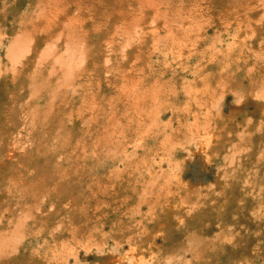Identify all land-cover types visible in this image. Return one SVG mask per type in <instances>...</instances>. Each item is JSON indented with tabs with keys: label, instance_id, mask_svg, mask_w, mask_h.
<instances>
[{
	"label": "rangeland",
	"instance_id": "374dc122",
	"mask_svg": "<svg viewBox=\"0 0 264 264\" xmlns=\"http://www.w3.org/2000/svg\"><path fill=\"white\" fill-rule=\"evenodd\" d=\"M143 1L0 0V264H264V0Z\"/></svg>",
	"mask_w": 264,
	"mask_h": 264
},
{
	"label": "bare ground",
	"instance_id": "6f19581e",
	"mask_svg": "<svg viewBox=\"0 0 264 264\" xmlns=\"http://www.w3.org/2000/svg\"><path fill=\"white\" fill-rule=\"evenodd\" d=\"M85 1V0H84ZM172 1V0H171ZM205 1L206 0H179V1H177V0H173V3H175V5L172 7L173 9H172V11H171V14H168V15H166V16H164L163 18H162V22H163V24L165 25L164 27L167 29V31L169 32H171V34L173 35V36H176V37H178V38H182V39H185V34L190 30V31H192L193 29H196L197 30V28H199V29H204V30H206V29H208V27L210 26L209 24H207L206 22H204L203 20H201V17H203V15H204V10H205V8H204V5H205ZM81 2V1H80ZM151 0H144L143 1V7H142V10H144V8H147V9H149L150 7H151ZM160 2V1H159ZM67 3V2H66ZM83 4H84V2H83ZM88 4V3H87ZM161 4V3H160ZM67 6V5H66ZM4 8H6V7H4ZM83 9V8H82ZM164 9V8H163ZM218 9V8H217ZM3 10V9H2ZM141 10V11H142ZM1 12H3V11H1ZM79 13V12H78ZM78 13H77V15H78ZM134 14V13H133ZM85 15H87V14H85ZM132 15V14H131ZM263 15V14H262ZM261 15V16H262ZM84 16V15H83ZM65 18V17H64ZM84 19V18H83ZM64 20V19H63ZM77 20V19H76ZM60 21V20H59ZM262 26H263V24H262ZM133 28H135V30H136V27H133ZM220 28V27H219ZM263 28V27H262ZM215 29V28H214ZM170 32H169V34H170ZM221 32V31H220ZM17 35V34H16ZM166 35V34H165ZM207 35V34H206ZM18 36V35H17ZM28 36V35H27ZM136 36V35H135ZM169 36V35H168ZM207 36H209V35H207ZM31 37V36H30ZM256 37H257V35H256ZM174 38V37H173ZM203 38H205L204 36H203ZM262 38H264V37H262ZM254 39V38H253ZM16 40H17V38H16ZM27 40H29V39H27ZM133 41H135V39L133 40ZM156 41V40H155ZM154 41V42H155ZM264 42V41H263ZM262 42V43H263ZM30 43V42H29ZM29 43H28V45H29ZM180 43V42H179ZM223 43V42H222ZM155 44V43H154ZM264 44V43H263ZM26 45V44H25ZM235 45V44H234ZM192 46V45H191ZM51 46L49 45L48 46V48H50ZM52 47H54V46H52ZM130 47V46H129ZM154 46H153V44H152V48H153ZM157 47V46H156ZM167 47V46H166ZM209 47V46H208ZM28 48V47H27ZM192 48V47H191ZM21 49H23V47L21 48ZM20 49V50H21ZM30 49V48H29ZM51 49V48H50ZM54 49V48H53ZM124 49V48H123ZM158 49V48H157ZM162 50V49H161ZM109 51H110V49H109ZM50 52V51H49ZM169 52V51H168ZM200 52V51H199ZM82 53H84V52H82ZM167 53V52H166ZM174 53V52H173ZM20 54H21V52H20ZM30 54V53H29ZM151 54V53H150ZM165 54V53H164ZM76 55H78V54H76ZM172 55V54H171ZM186 55V54H185ZM189 55V54H188ZM61 56V55H60ZM73 56V55H72ZM79 56V55H78ZM168 56V55H167ZM180 56V55H179ZM75 57V56H74ZM227 57H228V55H227ZM72 58V57H71ZM132 58V57H131ZM176 58V57H175ZM203 58V57H202ZM240 58V57H239ZM68 59V58H67ZM73 59V58H72ZM71 59V60H72ZM84 59V58H83ZM129 59V58H128ZM177 59H178V57H177ZM221 59V58H220ZM175 60V59H174ZM107 61H108V59H107ZM172 61H173V58H172ZM220 61V60H219ZM106 62V61H105ZM166 62H168V61H166ZM179 62V61H178ZM177 62V63H178ZM73 63V62H72ZM71 63V64H72ZM181 63V62H180ZM81 64L83 65V63L81 62ZM166 64H168V63H166ZM176 64V63H175ZM70 65V64H69ZM171 65V64H170ZM121 66V65H120ZM119 66V69H121V67ZM182 66V65H181ZM74 67V66H73ZM72 67V68H73ZM81 67V66H80ZM118 67V66H117ZM129 67V66H128ZM127 67V68H128ZM172 67V66H171ZM199 67V66H198ZM200 68V67H199ZM168 70V69H167ZM194 70V69H193ZM121 71V70H120ZM206 72V71H205ZM119 73V72H118ZM115 74V73H114ZM196 74V73H195ZM201 74H202V72H201ZM206 74H209V73H206ZM52 75V74H51ZM107 75V74H106ZM120 75V74H119ZM149 75V74H148ZM204 75V74H203ZM198 76V75H197ZM200 76V75H199ZM207 76V75H206ZM220 76H224V75H220ZM109 77V76H108ZM141 77V76H140ZM158 77H160V76H158ZM111 78V77H110ZM199 78V77H198ZM129 79V78H128ZM161 79H163L162 78V76H161ZM111 80V79H110ZM143 80V79H142ZM225 80V79H224ZM147 81V80H146ZM153 81V80H152ZM165 81V80H164ZM127 83H128V81H127ZM141 83V82H140ZM203 83V82H202ZM173 84V83H172ZM188 84H189V82H188ZM135 85V84H134ZM156 85V84H155ZM180 85V84H179ZM184 85V84H183ZM186 85V84H185ZM184 85V86H185ZM151 86V85H150ZM160 86V85H159ZM158 86V87H159ZM223 86V85H222ZM110 87H111V85H110ZM126 87V86H125ZM152 87V86H151ZM191 87V86H190ZM189 87V88H190ZM202 87V86H201ZM213 86H211V88H212ZM172 88V87H171ZM206 88V87H205ZM191 89V88H190ZM197 89V88H196ZM195 89V90H196ZM199 89V88H198ZM202 89V88H201ZM217 90H218V88H217ZM113 93H114V91H112ZM123 92H124V90H123ZM149 92H152V91H149ZM155 93L157 92V91H154ZM153 92V96H155L156 94ZM209 92H211V91H209ZM186 93V92H185ZM151 94V93H150ZM187 94V93H186ZM209 94V93H208ZM227 95V94H226ZM151 96H152V94H151ZM187 96H189V94H187ZM157 97V96H156ZM226 97V96H225ZM255 97H257V96H255ZM92 98V97H91ZM205 98V97H204ZM93 99V98H92ZM102 99V98H101ZM153 99H155V101L156 100H158V99H156V98H154L153 97ZM183 99H185V98H183ZM214 99V98H213ZM190 100V98L188 99V101ZM262 100V99H261ZM179 101V100H178ZM191 101V100H190ZM197 101V100H196ZM215 101H216V99H215ZM100 102V101H99ZM125 102V101H124ZM195 102V101H194ZM126 103V102H125ZM200 103V101L198 102V104ZM217 103V102H216ZM100 104V103H99ZM111 104V103H110ZM123 104V103H122ZM158 104V103H157ZM211 104H212V102H211ZM119 105V104H118ZM173 105H175V104H173ZM183 106V105H182ZM201 106V105H200ZM206 106V105H205ZM172 107H174V106H171V108ZM176 107H179V106H176L175 105V110H177V108ZM184 107V106H183ZM180 108V107H179ZM178 108V109H179ZM155 109V108H154ZM196 109V108H195ZM205 109H207V108H205ZM148 110H150V109H148ZM156 110H158V109H156ZM202 110V109H201ZM200 110V111H201ZM119 111V110H118ZM123 111H125V109H123ZM153 111H155V110H153ZM195 111V110H194ZM206 112H207V110H205ZM209 111V110H208ZM32 112V111H31ZM187 112V111H186ZM205 112V113H206ZM11 113V112H10ZM113 113H115L116 114V112L114 111ZM191 113H192V111H191ZM198 113V112H197ZM202 113V112H201ZM29 114V113H28ZM110 114V113H109ZM112 114V113H111ZM118 114V113H117ZM149 113H147V115H148ZM188 114H189V111H188ZM54 115V114H53ZM137 115V114H136ZM156 115V114H155ZM110 116V115H109ZM116 116V115H115ZM197 116V115H196ZM205 116V115H204ZM142 117V116H141ZM156 117V116H155ZM155 117H154V119H155ZM159 117V116H158ZM193 117V116H192ZM8 118V117H7ZM138 118V117H137ZM200 118V117H199ZM118 119V118H117ZM112 120V119H111ZM125 120V119H124ZM7 121V120H6ZM25 121V120H24ZM106 121V120H105ZM142 121V120H141ZM153 121H156V120H153ZM189 121H190V118H189ZM9 122V121H8ZM129 122V121H128ZM137 122H139L138 120H137ZM119 123V122H118ZM123 123V122H122ZM100 124V123H99ZM142 124H143V121H142ZM179 124V123H178ZM24 125V124H23ZM113 125V124H112ZM118 125V124H117ZM123 125H124V123H123ZM103 126V125H102ZM131 127H132V125H130ZM148 126V125H147ZM151 126V125H150ZM114 127V126H113ZM118 127H120L119 125H118ZM189 127H190V130H191V125H189ZM117 128V127H116ZM128 129H129V127H128ZM196 129V128H195ZM197 130V129H196ZM103 131H104V129H103ZM114 132V131H113ZM121 132V131H120ZM130 132V131H129ZM128 133V132H127ZM188 133H192V132H188ZM194 133V132H193ZM199 133V132H198ZM10 134V133H9ZM114 134H116V132L114 133ZM120 134V133H119ZM118 134V135H119ZM125 135H126V132L124 133ZM123 134V135H124ZM108 135V134H107ZM113 135V134H112ZM138 135H139V133H138ZM210 134H208V136H209ZM202 136V135H201ZM204 136V135H203ZM202 136V137H203ZM103 137H105L104 135H103ZM127 137V136H126ZM210 137V136H209ZM208 137V138H209ZM109 138H111V136L110 137H108V139ZM131 138V137H130ZM201 138V137H200ZM199 138V139H200ZM128 139H129V137H128ZM203 139H204V137H203ZM101 140H102V138H101ZM109 140H111V139H109ZM115 140V139H114ZM201 140V139H200ZM99 141V140H98ZM105 141V140H104ZM116 141V140H115ZM139 141H141V140H139ZM24 142V141H23ZM106 142V141H105ZM138 142V141H137ZM16 143H18V142H16ZM102 143H104V142H102ZM108 143H110V142H108ZM118 143H119V141H118ZM121 143V142H120ZM141 143V142H140ZM139 144V143H138ZM99 145V144H98ZM101 145H103V144H101ZM96 146H97V143H96ZM100 146V145H99ZM6 147V146H5ZM110 147V146H109ZM235 147V146H234ZM104 148H105V146H104ZM107 149V148H106ZM232 149H233V147H232ZM242 149V148H241ZM6 151V150H5ZM112 151V150H111ZM110 151V152H111ZM238 151V150H237ZM237 154V153H236ZM13 154H11V156H12ZM22 155V154H21ZM16 156V155H15ZM164 156V155H163ZM159 157V156H158ZM168 157V156H167ZM23 159V158H22ZM166 159V158H165ZM164 159V160H165ZM258 159V158H257ZM20 160H21V158H20ZM25 160V159H24ZM144 160V159H143ZM170 160H171V158H170ZM168 161H169V159H168ZM231 162V161H230ZM8 164V163H7ZM19 165H21V164H19ZM43 166V165H42ZM8 167H9V164H8ZM148 167V166H147ZM15 169V168H14ZM17 169V168H16ZM162 169V168H161ZM171 172V171H170ZM148 173V172H147ZM239 176V175H238ZM12 177H13V175H12ZM58 177V176H57ZM158 177V176H157ZM173 178H174V176H172ZM49 178H50V176H49ZM243 178V177H242ZM166 179V178H165ZM156 181V180H155ZM154 181V182H155ZM51 183V182H50ZM149 183V182H148ZM244 183V182H243ZM147 184V183H146ZM150 185V184H149ZM262 192V191H261ZM145 193V192H144ZM34 195V194H33ZM255 196V195H254ZM197 197V196H196ZM36 198V197H35ZM256 198V197H255ZM252 199H254V198H252ZM262 199V198H261ZM44 200H45V198H44ZM36 203V202H35ZM241 203V202H240ZM260 204H262V202H260ZM263 205V204H262ZM261 205V206H262ZM26 208V207H25ZM52 209V208H51ZM26 210V209H25ZM25 210H23L24 212H25ZM142 210V209H141ZM25 214V213H24ZM41 214H42V212H41ZM22 215V214H21ZM27 215H30V214H27ZM26 215V216H27ZM44 215V214H43ZM35 216H36V214H35ZM42 216V215H41ZM174 216V215H173ZM231 216V215H230ZM21 217V216H20ZM175 217H176V215H175ZM24 219V218H23ZM174 219V218H173ZM191 225V224H190ZM233 227H234V225H233ZM165 229V228H164ZM163 229V230H164ZM22 230V229H21ZM221 232V231H220ZM219 232V233H220ZM220 237V236H219ZM225 237V236H224ZM15 239V238H14ZM233 239V238H232ZM150 242V241H149ZM224 242V241H223ZM228 243V242H227ZM11 248V247H10ZM6 250H7V248H6ZM199 253V252H198ZM260 254H258V256H259ZM241 263V262H240Z\"/></svg>",
	"mask_w": 264,
	"mask_h": 264
}]
</instances>
